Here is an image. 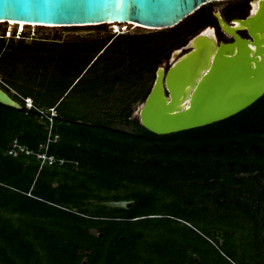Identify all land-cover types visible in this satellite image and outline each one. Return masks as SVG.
I'll return each instance as SVG.
<instances>
[{
	"label": "rangeland",
	"instance_id": "374dc122",
	"mask_svg": "<svg viewBox=\"0 0 264 264\" xmlns=\"http://www.w3.org/2000/svg\"><path fill=\"white\" fill-rule=\"evenodd\" d=\"M248 1L250 0L210 3L178 26L168 30H150L142 26L123 24L128 26L127 34L123 37L114 35L116 25L71 28L28 27L27 31H36L39 40H47L50 43L5 41L6 52L0 57L2 66H0V80L4 82L6 88L5 86L2 88L13 99L23 104L21 99L24 95L16 88L18 86L22 91L32 95L33 101L34 96H41L45 106H51L57 102L69 88L61 100L63 102L61 108L65 111L79 117L84 115L92 117L95 111L99 113L95 116V119L97 118L95 121L99 120L106 126L103 130L109 128L119 132L131 131L133 128L125 123L124 116L130 113V119L140 122L139 113L147 95L152 90L155 73L161 68L164 70L172 68L185 55H180L183 46L185 48L183 51L187 52L189 48L191 50L195 47L192 42L198 39L197 36L204 34L215 36V29L212 26L218 25V17L224 18L228 24V20L232 18L249 17L246 5ZM252 6L253 14L254 4ZM205 25L208 27L204 29ZM6 27L7 24L0 23V31ZM222 28L221 40L223 43H232L234 38L224 26ZM238 34L245 39L251 38L245 30L239 31ZM116 38L118 39L113 44L103 49L108 42ZM23 45L34 47L28 54L18 52ZM177 48L179 51H176ZM154 67L155 73L152 78L149 71ZM3 69L12 76L9 77ZM260 109L264 112V101ZM54 113L57 117L59 116L57 110ZM257 113L254 112V114ZM49 116L50 114L47 117L44 115L35 118L34 123L39 120L47 132L46 140L39 144L38 149L33 150L21 141V138L27 136L32 128H18L15 125L11 127L12 129L10 128L12 141L5 155L14 158H19L21 155L34 156L39 163L37 176L47 167H59L64 170L73 167L74 171L69 176H74L76 171L82 169L83 161L77 158V154L74 158L68 159L62 154L63 151L73 147L79 155L81 152L92 153V145H83L79 140L67 145L64 136L54 132L56 117L51 132ZM80 121L87 122L82 119L77 123H81ZM71 126L74 127L72 124ZM50 136L53 141L46 147ZM101 136L97 142L100 141L102 144L106 140H111L107 144L119 142V138L112 141V135ZM186 139L188 138L182 137L181 142H186ZM63 141L66 146L63 145ZM175 144L171 143L169 147L172 149ZM207 144L210 143L206 139H201L193 145L188 144L192 154L187 158L191 162L184 164L187 168H181L183 164L179 159H175L176 162L168 158L159 159L158 167L164 160L169 161L170 166L160 167L162 176L160 174L154 180L158 181L157 187L155 185L149 187L150 184L152 185L151 181H149L150 184L145 181L146 191L155 192L165 199L167 205L158 204L159 210L168 211L170 208L167 209L166 206L175 202L178 206L175 211L186 210V215L193 217L196 222L206 227L204 237L218 247L223 258L215 256V259L221 261V264H264V172L262 173L264 161L262 156L250 151L254 147L253 143H247L246 146L244 144L242 149L245 152L244 156L241 149L236 150L237 145L230 141L220 143L219 146L211 144L210 150H212L204 152L203 145ZM16 145L18 148L15 147ZM225 146L228 151L223 153H228L230 157H225L223 164L214 152H218ZM19 147L25 151H20ZM10 150L17 154H10ZM45 153L48 154L47 158L40 155ZM125 155L128 157L126 158ZM96 156L106 159L108 154L99 153ZM49 157L52 158L49 159ZM113 158L120 160L122 167L127 166L125 169L116 170L120 179L103 184L91 182L89 192L86 193L90 195L89 198L84 199L82 194L78 197L70 196V185L76 184L74 182L76 177L68 181H62L59 177L47 181L50 187L64 189L66 192L64 198L56 195L54 199L56 203L65 210L84 214L86 217L105 215L109 219L117 220L132 218L138 197H132L131 194L135 191L137 184L134 181L129 182L128 172L130 170L133 172V167L141 165L142 160L145 161L144 165L153 167L147 171L149 175L157 173L159 169L157 168L158 171L154 169V158L150 160L140 152L133 156L120 150L113 155ZM85 164L84 162V166ZM89 165L91 164H86L87 168ZM29 166L30 161L26 160L24 168ZM144 172L146 175V171ZM165 182L169 184L168 187L165 186ZM139 183L138 187L144 186L142 182ZM78 184L74 186L75 189L78 188ZM180 222L191 226L185 220ZM48 233L54 232L45 231L46 235H49ZM87 233L93 238L101 235L99 228L92 225ZM197 233L202 234L199 231ZM207 246H204V251L210 255L211 247L209 244ZM212 252L214 259L216 254L214 249ZM192 257L195 260L198 259L195 253ZM80 262L86 264V259L81 258Z\"/></svg>",
	"mask_w": 264,
	"mask_h": 264
},
{
	"label": "trees",
	"instance_id": "16d2710c",
	"mask_svg": "<svg viewBox=\"0 0 264 264\" xmlns=\"http://www.w3.org/2000/svg\"><path fill=\"white\" fill-rule=\"evenodd\" d=\"M206 27L208 26L205 25L203 28ZM117 39L108 42L103 49ZM35 42L50 43L47 40ZM4 44L5 40L0 39V57L6 52ZM33 47L23 45L18 52L28 54ZM3 71L9 77L12 76L7 70L3 69ZM149 72L154 78L155 67ZM16 88L24 95L22 98L32 97L20 87ZM68 90L69 88L51 106H45L41 96H34V103L37 109L48 112L49 109L55 108L58 111L54 132L61 133L67 145L78 140L83 145H92V153L81 152L79 155L73 147L63 151L62 154L68 159L74 158L77 154V158L83 161L82 169L76 171L74 176H69L74 171L73 167L69 170L47 167L37 176L39 163L34 156L21 155L19 158H14L5 155L12 141V126L32 128L27 136L21 138V141L33 150L38 149L39 144L46 140L47 132L39 120L40 123L38 121L34 123L35 118L43 117L40 111L34 109L27 111L21 98L23 110L0 104V264H82L81 258L86 259V264H221V261L215 259V256L223 258L218 247L204 237L207 228L196 222L193 217L186 215V210L175 211L178 208L175 202L166 206L170 210H159L158 204L167 205L166 201L155 192L146 191V183L150 184L151 181L152 185L150 184L149 187L154 185L157 187L158 181L154 180L156 176L160 174L162 176L160 167L170 166V162L164 160L158 167L159 159L168 158L170 161L179 159L183 164L181 168H187L184 164L191 162L187 158L192 154L189 145L201 139H206L210 143L203 145L204 152L210 150L211 144L219 146L220 143L230 141L237 145L236 150L241 149L242 156L245 153L242 150L244 144L246 146L253 143L254 147L250 151L262 156L264 161V112L260 109L264 97L248 109L224 121L175 134L156 135L145 129L138 120L130 119V113L124 116L125 123L131 125L133 129L122 132L112 131L109 128L103 130L106 126L99 120L95 121L97 119L95 116L99 114L95 111L92 117L91 115L79 117L68 113L61 108L63 103L61 100ZM254 112L258 113L254 114ZM82 119L87 122L77 123ZM101 135L104 137L112 135V141L119 138V142L107 144L111 141L106 140L107 138H104L106 141L103 144L97 142ZM182 137L188 138L187 141L181 142ZM171 143H176L172 149L169 147ZM226 147L214 152L223 164L224 158L230 157L228 153H223L228 151ZM120 150L127 152L128 155L134 156L135 153L140 152L150 160L154 158V169L156 171L159 169L157 173L149 175L147 171L153 167L144 165L145 161L142 160L141 165L133 167V172L131 170L128 172L129 182L134 181L137 184L131 194L132 197H138L132 218L117 220L109 219L105 215L86 217L84 214L65 210L56 203L57 201L54 200L56 195L64 198L66 192L64 189L50 187L47 181L56 177L68 181L76 177L77 179L74 180L76 184L70 185V196L78 197L82 194L84 199L89 198L90 195L86 193L89 192L91 182L103 184L120 179L116 170L127 167L125 165L122 167L120 160L113 158V155ZM99 153H106L108 156L106 159L97 157L96 154ZM26 160L30 161L28 168H24ZM84 162L91 165L87 168ZM139 182L144 186L138 187ZM168 183L165 182L166 187ZM77 184L78 188L75 189L74 186ZM181 220H185L191 226L181 223ZM91 225L99 228L101 234L99 237H89L87 231ZM45 231L55 234L46 235ZM197 231L202 234H198ZM207 244L211 247L210 255L204 251V246ZM212 249L216 253L214 259ZM194 253L198 255L197 260L192 257Z\"/></svg>",
	"mask_w": 264,
	"mask_h": 264
},
{
	"label": "water",
	"instance_id": "95a60500",
	"mask_svg": "<svg viewBox=\"0 0 264 264\" xmlns=\"http://www.w3.org/2000/svg\"><path fill=\"white\" fill-rule=\"evenodd\" d=\"M221 1L227 0H0V21L53 28L136 23L150 30H168L202 7ZM176 72L170 69L165 79L164 93L170 96L169 84ZM158 78L157 73L139 113L140 124L156 135L175 134L224 121L248 109L264 95V86L255 88L237 72L214 69L193 95L189 109L173 112L155 93ZM0 104L23 109L1 86Z\"/></svg>",
	"mask_w": 264,
	"mask_h": 264
},
{
	"label": "bare ground",
	"instance_id": "6f19581e",
	"mask_svg": "<svg viewBox=\"0 0 264 264\" xmlns=\"http://www.w3.org/2000/svg\"><path fill=\"white\" fill-rule=\"evenodd\" d=\"M219 21L221 26H224L234 38L233 42L219 43L214 35L197 36L198 39L192 42L195 47L181 57L171 68L177 70L171 77L169 84L172 96L164 93L167 76L164 68L157 72L159 78L155 93L168 103L173 112L189 109L193 103V95L214 69L223 73L228 70L237 72V75H240L248 83H252L255 88L259 89L264 86V0H258L253 14L247 19H236L233 24H228L223 18H219ZM3 22L0 21V23ZM5 23L13 27L17 24L37 27L35 24L14 21H6ZM117 24L110 23V25ZM123 24L140 26L136 23ZM242 30L249 32L252 38L241 37L238 32Z\"/></svg>",
	"mask_w": 264,
	"mask_h": 264
},
{
	"label": "built area",
	"instance_id": "2783aa9c",
	"mask_svg": "<svg viewBox=\"0 0 264 264\" xmlns=\"http://www.w3.org/2000/svg\"><path fill=\"white\" fill-rule=\"evenodd\" d=\"M4 24H7V27L3 30V31H0V39L2 40H5V41H15V42H18V41H37L39 40V38L37 37V34H36V31L34 32H29L27 31V28L28 26L26 25H22V24H17V26H12V25H9L8 23H4ZM120 26H122L120 28ZM31 28H33L31 26ZM114 35H126L127 34V28L125 25H116L115 28H114ZM1 81V80H0ZM22 100L24 101V108L27 110V111H30V110H38L40 111L41 115L42 116H46L48 114H50V116L48 117L49 119V123L51 125V132H52V127H53V122H54V118L57 117V114L54 113L56 112V109L55 108H51L48 110V112L46 111H43V110H40V109H37V107L35 106V103L34 101L31 99V98H22ZM52 112V113H51ZM54 113V114H53ZM52 139V136H50V138L48 139L49 142L46 143V147L48 146V144L50 145V143H52L53 140ZM16 148H18V146L16 145L15 146ZM20 151L24 152L25 150L21 147H19ZM10 154H17L15 151L13 150H10L9 152ZM28 154V152H27ZM41 156H43L44 158H47L48 157V154L45 153V154H40ZM52 157H49V159H51Z\"/></svg>",
	"mask_w": 264,
	"mask_h": 264
},
{
	"label": "flooded vegetation",
	"instance_id": "af4514ba",
	"mask_svg": "<svg viewBox=\"0 0 264 264\" xmlns=\"http://www.w3.org/2000/svg\"><path fill=\"white\" fill-rule=\"evenodd\" d=\"M253 0H250V1H248V3L246 4L247 5V7H248V10H249V16H250V14H251V12H252V4H254V7H255V5H256V1H258V0H255V1H253ZM251 2H252V4H251ZM246 5H243L244 7L246 6ZM246 17L247 16H245L244 18H232V19H230V20H228V22H229V24H233V21H235L236 19H241V20H243V19H246ZM248 18V17H247ZM224 19V18H223ZM225 20V19H224ZM214 29H215V36L217 37V39H218V41H219V43L220 42H223L222 40H221V35L223 34V30L221 29V26H220V24H219V22H218V25L217 26H212ZM245 32H247L246 30H245ZM183 48V50L185 49L184 48V46L182 47ZM181 49V48H180ZM183 50H180L181 51V53H180V55H184V54H186L187 53V51H183ZM176 51H179V48H177L176 49ZM190 51V48H189V50H188V52ZM185 56V55H184ZM172 65V64H171ZM173 66V65H172ZM171 69V67L170 68H167V69H165V73H168V71ZM156 76H157V72L155 73V80H156ZM155 80H154V82H155ZM153 85H154V83H153ZM0 86L2 87V86H5V84H4V82L3 81H0ZM5 88H6V86H5ZM151 92V91H150ZM149 95V94H148ZM147 95V96H148Z\"/></svg>",
	"mask_w": 264,
	"mask_h": 264
},
{
	"label": "clouds",
	"instance_id": "9594fccd",
	"mask_svg": "<svg viewBox=\"0 0 264 264\" xmlns=\"http://www.w3.org/2000/svg\"><path fill=\"white\" fill-rule=\"evenodd\" d=\"M21 104V103H20ZM22 105V104H21ZM22 107H23V105H22Z\"/></svg>",
	"mask_w": 264,
	"mask_h": 264
}]
</instances>
